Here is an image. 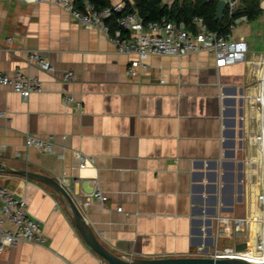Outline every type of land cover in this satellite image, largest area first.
<instances>
[{"label":"crops","instance_id":"obj_1","mask_svg":"<svg viewBox=\"0 0 264 264\" xmlns=\"http://www.w3.org/2000/svg\"><path fill=\"white\" fill-rule=\"evenodd\" d=\"M122 2L133 4L111 0ZM177 2L182 0H163L168 7ZM35 50L45 53L54 73L29 63ZM136 58L119 53L107 35L83 27L62 6L0 0V71L21 68L43 81V90L28 99L0 84V110L9 115L0 119V150L6 147L0 160L60 181L118 256L208 255L229 240L218 235L219 219L245 217L254 207L237 216L244 201V162L238 158L244 125L233 110L252 94L257 62L251 55L247 63L217 68L208 52L150 55L147 68L130 75ZM66 71L76 79L64 81ZM65 93L82 109L66 105ZM27 134L53 135L64 157L27 147ZM76 151L94 162L81 168ZM97 183L107 203L85 206ZM0 186L26 200L45 237L43 244L6 247L0 264H108L51 188L5 172Z\"/></svg>","mask_w":264,"mask_h":264},{"label":"built area","instance_id":"obj_2","mask_svg":"<svg viewBox=\"0 0 264 264\" xmlns=\"http://www.w3.org/2000/svg\"><path fill=\"white\" fill-rule=\"evenodd\" d=\"M15 1L29 4L53 3L62 6L83 27L103 32L116 46L119 53L137 55L138 58L131 61L129 65L128 73L130 75H138L145 70L147 68L145 60L150 55L186 56L208 52L214 57L217 68L250 61L249 42L244 38L235 39L232 34L237 24L247 21L245 16L236 19L234 17L239 0H226V11L230 22L232 21L229 26L230 30L226 33L211 30L203 17H195L190 26L182 21L178 22L167 18L145 22L136 10H130L123 14L118 20L119 29L111 31L108 19L115 13H122L127 6L125 2L113 3L103 9H96L92 3L86 1L85 8L79 9L75 4V0ZM8 40L11 41L12 38ZM28 61L48 73H54L55 71L54 65L42 51H30ZM75 79L76 73L74 71L64 72V81L71 82ZM0 84L9 87L23 99H28L32 94L43 90L41 78L28 75L21 68L11 72L0 71ZM261 96H264L262 91L259 99H262ZM63 102L68 106L75 107L77 110L82 109V103L72 93H65ZM3 118H9V115L6 111L0 110V119ZM25 145L48 154H56L60 158L64 157V154L55 148V137L53 135L40 137L27 134ZM5 151L6 147L2 146L0 154ZM76 156L80 159L81 168H85L89 163L94 162V157L84 155L80 151H76ZM107 199L105 191L97 183L91 193V200L84 199V205L87 206L93 202L105 205ZM260 203V209L257 200L256 206L254 205L255 208L245 217L230 218L223 216L219 219V222L223 223V230L218 232L219 237L233 238L248 228L249 238L245 240L248 249L239 250L236 246L221 248L217 244L215 250L209 253L211 256L247 259L256 264H264V192L260 196ZM118 210L122 211V207H119ZM24 242L34 244L45 242L40 222L31 214L23 197L5 186H0V254L8 246ZM250 252L254 253L256 257L247 258L241 255V253Z\"/></svg>","mask_w":264,"mask_h":264},{"label":"rangeland","instance_id":"obj_3","mask_svg":"<svg viewBox=\"0 0 264 264\" xmlns=\"http://www.w3.org/2000/svg\"><path fill=\"white\" fill-rule=\"evenodd\" d=\"M262 3H264V0H261V6ZM232 34L235 39L244 38L249 42V57L254 56L257 62V70H254L256 82H252V94L249 95L248 99L246 98L244 107L237 110L238 124L242 120L244 125L242 127L244 131L243 150H240L238 154L239 160L244 162V178L242 181L244 201L240 203L237 211V216H242L247 212L248 205L250 209L252 203L256 206L257 200L258 207L261 208L260 196L264 192V160L262 159L264 112L262 113L259 104L264 72V13L257 21L240 22L235 26ZM248 235V228L244 229L233 238H225L229 239L228 242L223 240V245L219 247L236 246L239 250H245L247 248L245 240L249 238ZM244 243L245 246L242 245Z\"/></svg>","mask_w":264,"mask_h":264},{"label":"trees","instance_id":"obj_4","mask_svg":"<svg viewBox=\"0 0 264 264\" xmlns=\"http://www.w3.org/2000/svg\"><path fill=\"white\" fill-rule=\"evenodd\" d=\"M89 1L96 9H103L110 6L111 0H75L79 9L85 8V2ZM219 0H182L181 3H175L172 7L163 4V0H133V4L127 2V6L122 13H115L108 23L111 31L119 29L118 20L130 10H136L145 22L161 20L163 18L184 22L186 25H192L195 17H203L209 28L220 33H226L230 30V19L227 11L222 20L217 19V7ZM264 13L261 6V0H239L235 11V19L245 16L248 22L257 21ZM245 246V244H242ZM238 247V246H237Z\"/></svg>","mask_w":264,"mask_h":264},{"label":"water","instance_id":"obj_5","mask_svg":"<svg viewBox=\"0 0 264 264\" xmlns=\"http://www.w3.org/2000/svg\"><path fill=\"white\" fill-rule=\"evenodd\" d=\"M227 8L226 0H219L216 17L222 20ZM263 95H264V82H263ZM233 103H236L233 100ZM233 115H237V110H233ZM236 123V119H233V125ZM232 135L235 136V129L231 131ZM233 145L235 141L233 140ZM232 157L235 156V151L229 153ZM0 172L18 174L37 182L43 183L53 191H55L60 201L68 208L71 218L75 225L79 229L81 235L84 237L89 246L102 256L108 264H256L250 262L247 259L239 258H216L211 255L203 256H183V257H163V258H139V257H121L110 251L104 246L99 240L93 229L87 222L85 215L79 207L77 201L65 188V186L57 179L48 175L30 171L27 169H16L7 166L3 161L0 160Z\"/></svg>","mask_w":264,"mask_h":264},{"label":"bare ground","instance_id":"obj_6","mask_svg":"<svg viewBox=\"0 0 264 264\" xmlns=\"http://www.w3.org/2000/svg\"><path fill=\"white\" fill-rule=\"evenodd\" d=\"M263 75H264V72H263ZM263 82H264V76H263V80H262V92H263ZM262 99H259L260 100V107H261V110H262V113L264 112V96H261ZM264 125V124H263ZM264 127V126H262ZM264 131V130H263ZM262 159L264 160V136L262 138ZM264 176V175H263ZM263 182V181H262ZM231 254H235L234 252H230ZM241 255H244L246 256L247 258H251V257H256L254 255V253L250 252V253H241Z\"/></svg>","mask_w":264,"mask_h":264}]
</instances>
